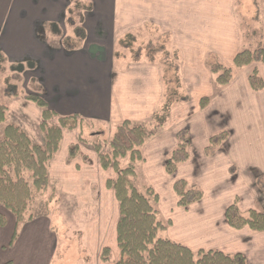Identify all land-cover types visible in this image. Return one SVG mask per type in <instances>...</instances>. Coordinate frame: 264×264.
Wrapping results in <instances>:
<instances>
[{"label":"crops","instance_id":"0c3cea01","mask_svg":"<svg viewBox=\"0 0 264 264\" xmlns=\"http://www.w3.org/2000/svg\"><path fill=\"white\" fill-rule=\"evenodd\" d=\"M249 5L251 0H0L4 74L19 77L25 92L41 95L59 116L83 121L64 131L48 165L50 188L90 221L85 240L92 254L80 264H109L102 260L106 248L113 261L120 254V208L107 186L117 175L101 167L96 139L106 142L102 153L111 154L120 123L148 122L166 102L173 104L170 117L140 148L144 161L135 164L159 197L157 209L168 224L163 237L193 252L242 254L248 264H264V231L235 229L226 215L234 205L244 215L264 213V89L256 92L249 82L254 71L264 81V64L240 70L234 64L238 53L264 48V0ZM159 44L164 50L152 59L147 47ZM212 64L231 70L228 85L217 84ZM204 98L210 99L206 106ZM9 100L6 122L15 112L24 118L16 124L38 136L42 110L21 97ZM181 132L190 139L189 158L169 174L167 159ZM221 134L227 139L208 154L211 139ZM74 144L80 154L70 160ZM121 164L127 167L129 158ZM179 181L199 189L202 199L180 207ZM0 217V264H51L56 235L47 218L26 216L17 224L1 204Z\"/></svg>","mask_w":264,"mask_h":264},{"label":"trees","instance_id":"16d2710c","mask_svg":"<svg viewBox=\"0 0 264 264\" xmlns=\"http://www.w3.org/2000/svg\"><path fill=\"white\" fill-rule=\"evenodd\" d=\"M75 31L80 38H85V31L82 28L77 27ZM147 48L152 59L155 54L164 50L162 46L158 48L150 45ZM258 63L264 64L263 47L255 51H242L234 60L239 70ZM209 68L213 74L218 75L216 82L219 86H226L232 80L231 70L217 64H212ZM249 82L256 92L264 89V81L257 71L250 75ZM5 96L17 98L21 94L16 89H7ZM23 98L42 110L40 130L44 135L45 144H34L27 133L14 124L4 129V135L0 141V204L15 216L17 224L26 220L34 198L30 181L36 192L48 191L50 188L48 165L60 149L64 131H75L82 126L83 122L78 115L59 116L37 93H27ZM187 101V97L180 100V102ZM209 101V98H204L201 105L206 106ZM172 106V103H164L159 113L148 122L120 123L109 142L111 154H103L102 144L94 143L101 167L104 170L112 169L117 175L115 180L108 181L107 186L114 190L120 208L117 225L119 258L112 261L111 250L106 248L103 250L102 260L109 264H248L242 254L226 255L216 250L193 252L185 246L160 236L161 232L166 231L168 224L163 222L157 209L159 197L148 186L144 187L145 192H142L138 185L136 186L138 175L135 164L144 161L140 148L165 126ZM8 110L7 106L0 104V124L6 122ZM56 117L58 122L53 125L52 121ZM95 135L97 136L98 133ZM226 139V134L213 137L207 149L208 154L213 155ZM178 140L180 142L178 148L167 159L166 170L169 174H173L178 165L187 162L189 158L188 133H179ZM80 142L85 143V139L80 138ZM79 150V144L72 145L69 149V159H75L80 154ZM126 158H129L130 164L124 168L121 160ZM262 187L264 189V182ZM175 191L179 197L180 207H188L202 199L199 189L187 188L183 181L175 184ZM226 215L229 224L235 229L248 226L254 232L264 231V213L250 211L248 215H244L234 205L228 208ZM0 224L5 225L2 217H0Z\"/></svg>","mask_w":264,"mask_h":264},{"label":"rangeland","instance_id":"374dc122","mask_svg":"<svg viewBox=\"0 0 264 264\" xmlns=\"http://www.w3.org/2000/svg\"><path fill=\"white\" fill-rule=\"evenodd\" d=\"M252 7L253 5L251 0V5H249V8ZM157 47L160 48V44ZM3 64L5 63H0V104L9 107L11 105V100L5 96V91L7 89H16L21 94V98H23L25 94L31 92H25V87L23 84L25 82L23 81L21 83V80L19 81V77L12 75L11 73L4 74L6 67ZM17 68H15V70H23L22 67L17 66ZM18 73L20 74V72ZM31 86H35L33 82L31 83ZM19 116L21 115L12 112L9 116L8 122L0 124V141L3 138L4 129L6 126L13 123H15L14 125L18 126L16 122H23L24 118ZM52 124L54 125V123ZM32 136L33 137H29L34 144H45V139L42 132L38 133V136L36 137H34V135ZM94 137L97 136L94 134ZM91 141L92 143L94 142L93 139H91ZM95 143H101L103 145L106 144L102 138H97ZM137 173L138 180L136 186L138 185L142 192H145L144 178L140 174V169ZM30 185L34 198L31 202L27 216L31 219H36L35 217L38 216L47 218L50 221L52 231H54L56 235V248L52 256L51 264H80L81 262H88L92 253L89 252V247L86 245L85 225H87L86 222L88 221L89 226V218H81L80 214L82 215V212L77 211L73 207L75 203L59 196L56 189L54 190L53 187L49 188L47 192L38 193L34 190L31 181ZM163 235L164 234L161 232L160 236L163 237Z\"/></svg>","mask_w":264,"mask_h":264}]
</instances>
